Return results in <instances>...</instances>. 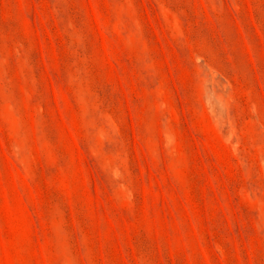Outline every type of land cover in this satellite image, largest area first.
<instances>
[{
    "label": "rangeland",
    "instance_id": "374dc122",
    "mask_svg": "<svg viewBox=\"0 0 264 264\" xmlns=\"http://www.w3.org/2000/svg\"><path fill=\"white\" fill-rule=\"evenodd\" d=\"M0 264H264V0H0Z\"/></svg>",
    "mask_w": 264,
    "mask_h": 264
}]
</instances>
